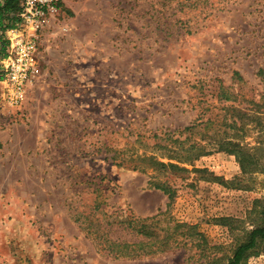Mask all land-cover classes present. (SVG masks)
I'll use <instances>...</instances> for the list:
<instances>
[{
    "label": "rangeland",
    "instance_id": "obj_1",
    "mask_svg": "<svg viewBox=\"0 0 264 264\" xmlns=\"http://www.w3.org/2000/svg\"><path fill=\"white\" fill-rule=\"evenodd\" d=\"M62 7L0 99V264H227L263 221L264 0Z\"/></svg>",
    "mask_w": 264,
    "mask_h": 264
},
{
    "label": "built area",
    "instance_id": "obj_2",
    "mask_svg": "<svg viewBox=\"0 0 264 264\" xmlns=\"http://www.w3.org/2000/svg\"><path fill=\"white\" fill-rule=\"evenodd\" d=\"M61 12L62 0H24L22 22L9 31L8 52L1 61L0 99L8 109L20 107L26 99L41 64L43 32Z\"/></svg>",
    "mask_w": 264,
    "mask_h": 264
},
{
    "label": "trees",
    "instance_id": "obj_3",
    "mask_svg": "<svg viewBox=\"0 0 264 264\" xmlns=\"http://www.w3.org/2000/svg\"><path fill=\"white\" fill-rule=\"evenodd\" d=\"M23 2L24 0L0 1V69L2 67L1 61L7 55L10 43L9 38L6 36L7 31L16 28L22 22L21 13L23 11ZM258 74L263 75L264 69L260 68ZM222 96L226 99L233 97L229 93L223 94ZM156 187L169 193L170 197L172 196V192L163 187L162 184H158ZM261 214L263 221L249 230L246 238L237 244L233 254L228 258L227 264H245L251 254L258 252L259 245L264 241V208Z\"/></svg>",
    "mask_w": 264,
    "mask_h": 264
},
{
    "label": "crops",
    "instance_id": "obj_4",
    "mask_svg": "<svg viewBox=\"0 0 264 264\" xmlns=\"http://www.w3.org/2000/svg\"><path fill=\"white\" fill-rule=\"evenodd\" d=\"M62 9H63V7H62ZM52 22H53V24H52ZM54 24H57V23H55V21H51V23L49 24V25H47L46 26V28H45V30H44V32H43V35H44V37L41 39V40H45L44 42H46L47 44H50L49 42H47V39H49V38H51L52 36H51V32H50V28L52 27V26H55ZM54 44V43H53Z\"/></svg>",
    "mask_w": 264,
    "mask_h": 264
}]
</instances>
